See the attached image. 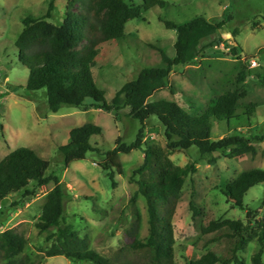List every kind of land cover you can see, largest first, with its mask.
I'll return each mask as SVG.
<instances>
[{"label":"rangeland","instance_id":"obj_1","mask_svg":"<svg viewBox=\"0 0 264 264\" xmlns=\"http://www.w3.org/2000/svg\"><path fill=\"white\" fill-rule=\"evenodd\" d=\"M141 3L142 0H133ZM164 7L155 5L143 10L140 17L125 25V36L103 43L93 66L97 86L109 101L128 80L136 78L147 66H164L160 50L174 56L176 31L165 27L160 18L183 22L196 15L209 20L228 18L226 25L216 34L204 38L199 44L198 56L183 65L174 66L169 73V83L175 87L157 91L149 101L159 98L178 100L181 103L205 102L226 90L245 91L239 103L257 106L248 125L228 129L225 121L212 123L214 139L240 132L249 137L254 152L243 155L225 150L215 162L199 158L196 147L175 150L169 157L176 165L195 162L196 171L184 181L173 217L175 236L179 245L177 258L184 264L181 254L195 259L206 249L219 250L224 244L215 242L204 247L201 225L211 219H244L248 209L256 211L264 220V183L251 187L244 195V208L226 202L219 187L237 177L241 172L255 168L264 169V86L257 74L264 70V0H165ZM66 0H0V160L11 150L26 146L50 162L48 171L58 176L63 190L64 218L80 236L89 239L101 254L110 255L128 240L124 228L128 224L127 198L137 189L131 180L132 172L143 161V150L122 153L124 173H115L116 185L112 187L106 173L96 164L102 152L114 147L115 139L132 142L141 123L127 116L128 108L108 112L103 109H82L61 105L50 111L46 90L29 91L25 88L28 70L17 61L14 41L20 33L25 16L45 14L54 24L62 22ZM53 6L49 9V4ZM236 29V34L232 33ZM238 43V45L236 44ZM236 54H232V49ZM255 59L257 66L251 67ZM246 62L244 81L238 73ZM85 123H95L102 128L104 141L97 140L100 152L90 151L85 160L74 161L69 168L63 166L57 149L59 143L69 139V130ZM143 139L164 146L155 117L145 122ZM33 183L29 189L32 190ZM52 183L34 188V194H10L0 204V231L15 228L24 231L29 239L25 250L31 258L46 249L52 239L48 235L55 227L39 231L35 221ZM136 206L141 214L139 237L148 233L145 201L137 196ZM257 242L255 238L238 251L246 264L251 262ZM264 264V254L262 256ZM42 264H75L62 255L48 256Z\"/></svg>","mask_w":264,"mask_h":264},{"label":"trees","instance_id":"obj_2","mask_svg":"<svg viewBox=\"0 0 264 264\" xmlns=\"http://www.w3.org/2000/svg\"><path fill=\"white\" fill-rule=\"evenodd\" d=\"M165 0H66L65 12L60 24L42 15L22 18L23 27L14 41L17 61L27 68L25 88L29 91L46 90L47 105L56 112L61 105H71L84 110L103 109L108 112L128 108L127 116L141 123L135 139L127 143L120 136L112 148L102 152L96 164L106 173L112 187L116 185L115 173H124L122 153L134 149L143 150L142 163L133 170L131 180L137 189L127 198L128 224L124 228L127 242L110 255L101 254L89 239L80 236L73 225L64 218L63 190L59 178L50 168V162L40 157L32 148L20 146L0 160V204L10 195L22 192L34 194V188L49 183L41 213L35 221L39 231L55 227L48 235L50 245L35 258L25 252L29 239L24 231L15 228L0 231V264H42L48 256L62 255L75 264H180L179 245L175 236L173 217L185 178L194 173L195 162L176 165L169 157L175 150L196 147L199 158L209 163L217 161L229 149L232 154L254 152L251 139L240 132L220 138L212 137V123L225 121L228 129L248 125L257 106L242 105L240 98L245 91L226 90L205 102L181 103L178 100L149 97L162 89L172 93L175 87L169 83L172 67L194 60L202 39L219 32L229 17L209 20L196 15L183 22L160 18L165 27L175 29L174 56L160 50L164 66L143 67L136 78L126 81L108 101L104 91L95 81L93 66L100 46L125 36V25L141 16L143 10L155 5L164 7ZM53 6L49 4V9ZM236 34V29L232 35ZM238 45V43H236ZM236 54V49H232ZM247 64L243 63L238 81H244ZM257 79L264 86V70ZM155 117L164 146L143 139L145 122ZM104 141L102 128L95 123H85L69 130V139L59 143L57 149L63 166L69 168L74 161L85 160L87 153L100 152L97 140ZM33 183L32 190L29 189ZM264 183V169L255 168L241 172L237 177L219 187L226 202L244 208V195L253 186ZM145 201L148 233L139 237L141 214L136 206L137 196ZM204 247L215 242L223 243L219 250L206 249L195 259L181 254L184 264H246L238 256L248 242L255 238L257 245L251 255L253 264H263L264 220L256 211L248 209L244 219H211L201 225Z\"/></svg>","mask_w":264,"mask_h":264},{"label":"built area","instance_id":"obj_3","mask_svg":"<svg viewBox=\"0 0 264 264\" xmlns=\"http://www.w3.org/2000/svg\"><path fill=\"white\" fill-rule=\"evenodd\" d=\"M250 66L251 67L257 66V62L255 61V59L250 60Z\"/></svg>","mask_w":264,"mask_h":264}]
</instances>
